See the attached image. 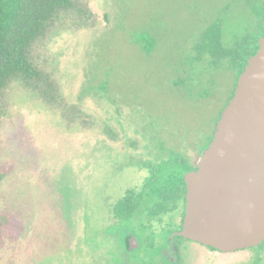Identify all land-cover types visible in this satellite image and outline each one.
Returning <instances> with one entry per match:
<instances>
[{"label": "rangeland", "instance_id": "rangeland-1", "mask_svg": "<svg viewBox=\"0 0 264 264\" xmlns=\"http://www.w3.org/2000/svg\"><path fill=\"white\" fill-rule=\"evenodd\" d=\"M85 2L88 25L63 17L32 51L68 108L16 83L4 97L0 264H168L167 231L150 234L138 214L117 223L112 206L140 188L154 159L168 160L159 173L180 172L175 155L194 166L209 144L241 69L202 47L204 31L220 22L233 48L264 30V0ZM177 243L180 264H264V244L258 261L253 250Z\"/></svg>", "mask_w": 264, "mask_h": 264}, {"label": "water", "instance_id": "water-1", "mask_svg": "<svg viewBox=\"0 0 264 264\" xmlns=\"http://www.w3.org/2000/svg\"><path fill=\"white\" fill-rule=\"evenodd\" d=\"M186 208L174 234L220 252L264 242V35L241 71L196 168L183 174ZM128 250L138 246L131 233Z\"/></svg>", "mask_w": 264, "mask_h": 264}, {"label": "trees", "instance_id": "trees-1", "mask_svg": "<svg viewBox=\"0 0 264 264\" xmlns=\"http://www.w3.org/2000/svg\"><path fill=\"white\" fill-rule=\"evenodd\" d=\"M89 15L91 13L85 0H0V120L7 116L4 97L12 83L30 91L46 107L53 110L68 108L52 73L34 59L32 51L34 45L45 39L63 17L71 18L78 26H85L88 25ZM221 28L220 22L212 23L201 35L200 43L202 47H208L215 57L236 59L241 73L248 57L257 50V39L264 35V30L252 39L244 38L235 42L233 48H228L222 44ZM198 46L196 44L195 48ZM166 160L154 159V163L147 165L148 175L143 178L141 189L128 188L114 202L112 213L117 223L126 222L139 209L151 210L153 205L154 208H165L176 197L175 192L184 196L186 184L183 174L193 166L179 154L171 161L181 166L182 171L173 170L161 174L159 170L168 166ZM5 173V170L0 173V179ZM260 251L258 248L257 259L258 255H262Z\"/></svg>", "mask_w": 264, "mask_h": 264}, {"label": "flooded vegetation", "instance_id": "flooded-vegetation-1", "mask_svg": "<svg viewBox=\"0 0 264 264\" xmlns=\"http://www.w3.org/2000/svg\"><path fill=\"white\" fill-rule=\"evenodd\" d=\"M195 47H196V44L192 46L191 48L195 49ZM195 168H196V163L192 169H195ZM147 175L148 174H146V177ZM141 187H142V184L140 185V189ZM174 196L176 197L172 199L170 203H167V205L163 209L162 208L160 209L159 207L154 208V205H153L152 206L153 209L150 207L151 210L153 211L155 210V212L153 213L150 212L151 210H148L147 208L143 210L139 209L136 212V214H138L137 215L138 218L146 219V224H141V225L150 234L152 235L159 234V232L162 230L167 231V236L162 240L163 245L159 250V255H161L163 260H165L168 264H180V262L182 261V257L180 253L181 251L178 247L177 239H181L185 241L190 240L188 238L174 234L175 232L180 231L182 229L184 215H185V208H186V187H185V192H184L183 197L182 195H177L176 192L174 193ZM125 234H126V237L128 238L130 235V231H127ZM190 241H194V240H190ZM257 246L247 248V249H242V250L255 251ZM214 251H218V250L214 249ZM261 257L262 255L260 256L258 255L259 260H263L261 259Z\"/></svg>", "mask_w": 264, "mask_h": 264}]
</instances>
